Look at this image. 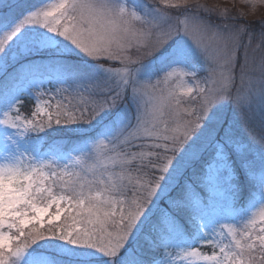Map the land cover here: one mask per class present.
I'll return each mask as SVG.
<instances>
[{"label":"snow or ice","instance_id":"6c2138e0","mask_svg":"<svg viewBox=\"0 0 264 264\" xmlns=\"http://www.w3.org/2000/svg\"><path fill=\"white\" fill-rule=\"evenodd\" d=\"M236 20L0 0V264H264V29Z\"/></svg>","mask_w":264,"mask_h":264},{"label":"clouds","instance_id":"9594fccd","mask_svg":"<svg viewBox=\"0 0 264 264\" xmlns=\"http://www.w3.org/2000/svg\"><path fill=\"white\" fill-rule=\"evenodd\" d=\"M244 21L264 20V0H225ZM230 11V9H228Z\"/></svg>","mask_w":264,"mask_h":264},{"label":"rangeland","instance_id":"374dc122","mask_svg":"<svg viewBox=\"0 0 264 264\" xmlns=\"http://www.w3.org/2000/svg\"><path fill=\"white\" fill-rule=\"evenodd\" d=\"M197 2H198L199 4H201V5H204V6H206V7H210V8H216V9H225V8H226V9H230V11H229V17H231L232 15L235 14V10H234V9H231V5L227 4V3L225 2V0H197ZM213 19L215 20V17H213ZM240 21H241V20H236L235 23L238 22V24H240ZM216 22L219 23V21H216ZM231 22H232V20L229 19V23H231ZM241 22H244V23H254V24H258V25H263V24H261L259 21H255V20H253V21H251V22H248V21H244V20H242ZM238 24H237V25H238ZM249 32H251L252 34L255 33V32H253L252 30H250ZM255 34H256V33H255ZM256 35L258 36V37L255 36L257 39H256V40H253V39L251 38L250 43H251V45L254 46V47H259V46H260L259 33H257ZM243 43H244V44L249 43V40H248V37H247V36H245V40H244ZM243 53H244V47L241 46V47L237 50L236 55H237L238 58L242 59V58H243ZM257 131H260V129L257 128ZM52 211H54V209H52ZM256 218H257V220L259 219L258 216H257ZM63 222H64V218L62 217L60 223H63ZM54 223H55V222H54ZM47 226H48L47 223H45L44 227L47 228ZM37 227H40V225H37ZM257 227H259V225H257Z\"/></svg>","mask_w":264,"mask_h":264},{"label":"trees","instance_id":"16d2710c","mask_svg":"<svg viewBox=\"0 0 264 264\" xmlns=\"http://www.w3.org/2000/svg\"><path fill=\"white\" fill-rule=\"evenodd\" d=\"M242 23H244V22H241L240 21V24H242ZM236 24H238V22H236ZM245 24H248L249 25L248 31L252 30L256 34L257 33H260L262 31V29H264V24L263 25H258V24H254V23H245ZM255 33L252 34V39L253 40H256L257 39L256 37H258Z\"/></svg>","mask_w":264,"mask_h":264}]
</instances>
